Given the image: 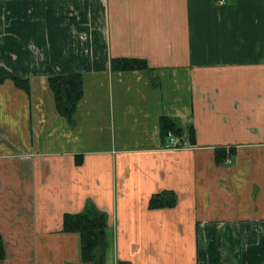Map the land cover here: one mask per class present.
Instances as JSON below:
<instances>
[{"label": "crops", "instance_id": "1", "mask_svg": "<svg viewBox=\"0 0 264 264\" xmlns=\"http://www.w3.org/2000/svg\"><path fill=\"white\" fill-rule=\"evenodd\" d=\"M89 204L100 264H264V0H0V264H91L64 229Z\"/></svg>", "mask_w": 264, "mask_h": 264}, {"label": "trees", "instance_id": "2", "mask_svg": "<svg viewBox=\"0 0 264 264\" xmlns=\"http://www.w3.org/2000/svg\"><path fill=\"white\" fill-rule=\"evenodd\" d=\"M111 65L114 71H130V69L144 68L145 63L140 60L117 59L113 60ZM14 84L29 94L30 83L28 80L14 79ZM48 84L55 97V109L73 124L77 105L83 96L84 81L78 75H70L51 78L48 80ZM182 130L174 119L166 116L161 118V134L164 139L167 138L168 133L171 131L174 135L180 136ZM189 130L192 133V129ZM154 198L151 203L154 207L165 206L166 201L172 202V194L170 192H164ZM64 229L67 232H74L80 235L82 261L100 264L97 258V251L101 248L107 249L108 244L106 239L107 216L105 213L89 204L85 211L80 214H66L64 216ZM4 256V247L0 239V260Z\"/></svg>", "mask_w": 264, "mask_h": 264}, {"label": "built area", "instance_id": "3", "mask_svg": "<svg viewBox=\"0 0 264 264\" xmlns=\"http://www.w3.org/2000/svg\"><path fill=\"white\" fill-rule=\"evenodd\" d=\"M167 149H185L191 148L192 144L189 141L188 132L184 129V133L181 136H176L174 133L169 132L167 135V143L165 145Z\"/></svg>", "mask_w": 264, "mask_h": 264}, {"label": "rangeland", "instance_id": "4", "mask_svg": "<svg viewBox=\"0 0 264 264\" xmlns=\"http://www.w3.org/2000/svg\"><path fill=\"white\" fill-rule=\"evenodd\" d=\"M47 147H49V144H46V145H45V148H47Z\"/></svg>", "mask_w": 264, "mask_h": 264}]
</instances>
